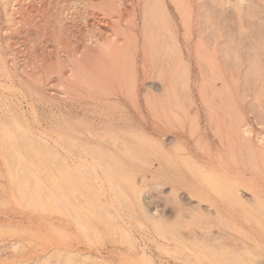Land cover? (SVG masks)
<instances>
[{
	"label": "bare ground",
	"instance_id": "6f19581e",
	"mask_svg": "<svg viewBox=\"0 0 264 264\" xmlns=\"http://www.w3.org/2000/svg\"><path fill=\"white\" fill-rule=\"evenodd\" d=\"M142 1L143 0H0V24L4 23L0 28V144H1L0 145V151H1L2 157L5 161H8V159H9L10 162H11V160H14L15 162L16 161L27 162L26 160L32 161L34 159H43V158L46 159V157H48V159H51V157H53L56 154L55 150L61 151L60 153H62V155L64 156V158L66 160H70L73 162L74 161L83 162L79 165H77L78 163L76 164L74 162L77 166H75L73 172H75V174L77 173V175L79 176V181L81 183H83V182L85 183V185H84L85 187L84 186L83 187L86 190L89 189V192L91 191L90 188L94 187V185L92 183H90V178L96 176V178L100 179V176H101L100 173L102 171L101 170L102 168L100 167L101 160H106V164L107 163L111 164L110 165L111 167L107 166V168L109 169V170L108 169L107 170L111 171L112 173L114 172V170H115V172H117L119 170V171H122V173H123V171H129V170L133 169L134 166L139 165L140 163H143V161L147 162L146 161L148 159L147 154H149V153H147V151H145L143 149V145L148 146V144H149L148 141L152 142V140H151L152 137H150V139L148 138L146 140V142H143V140H145L147 138V136L144 135L146 137V138L144 137L145 138L144 139L143 135L141 136V132L143 131V129L140 128L139 126L137 127V125L135 126L132 122H134L133 121L134 116L136 114L142 112V110L147 109V111H151L152 113L155 112V113H153L155 115L157 113V111L159 112L158 108H160V107H158L159 105L154 104L155 99H154L153 95L150 94V92H151L150 90L146 89V91H145L144 95L147 94V97H145L142 94V89H143V86L145 84L146 78L149 75V72L151 71V66L153 67V65L151 64L152 60L150 59V55H149L150 52L153 50L151 48L152 47L151 44H153V42L151 43V38H150V40L148 39L149 34H147L148 35L147 36L146 33H144V29L147 27H145L143 29V26H142L143 22H141L143 20L140 21V14L142 12V6L144 5V4H141ZM167 1L174 6L175 15H176V18H175L174 15H171L170 13H168V10L166 13L165 8L163 9L164 11L162 10L163 12L161 14V16L165 14V19L167 21L164 25H167V23L169 24V25H167L168 26L167 29L171 30V33L173 34L172 37L174 38V41L177 43L176 48L178 49L177 52H178L179 58L176 62V66H173V67H174V69L176 67L175 70H178L181 66H183L180 69L183 68L185 74L183 73V69H182V71H180V69H179L180 72L179 71L178 72L183 73L185 75V79L183 80L182 78H184V77H183V74H181L182 75L181 79L183 80L182 85L185 88V94L184 95H186V93L187 94L190 93V91L189 92H187L188 90L186 91V88L187 89L190 88V87L189 88L187 87V85H189V83H190V85L192 86L191 89H192V92H194L193 93L194 95L192 97H190L191 96V93H190L189 97H190V99L192 98V103L195 104L197 106V108H196V111L194 112V115L191 114V116L193 118L189 117V121H187L188 120L187 118L184 119L185 120L184 122L186 123L185 127L183 126L184 129L181 131L179 130V132L176 130L177 133H175V134L172 133L175 136V145L177 146L176 149L181 155V156L179 155L181 158H178V160L179 161L182 160L183 165H184V166L183 165L182 166L184 168H181L182 166L178 168L177 163L172 162L173 160L170 161V160H166L164 158L160 159L158 157L159 158L158 160L159 161L161 160V162H160L161 164L159 163V167L156 169H152V167H151V169H149L150 167L146 168L147 166H145L146 171H151V173H153V179H155V181H156L155 185L157 187H162L166 183L169 182L172 184V189L175 192L178 189H180L181 187L185 188L189 192L190 196L197 197L199 199L197 201L199 204L197 207H201V205L203 203H207L208 206H210L209 208L214 209L215 211L214 210L213 211L215 212V214L213 212L212 215H215L214 216L215 218L212 217L214 220H212V218H211L210 227L214 223V221L220 222L219 223V225H220V224H222V222H225L227 219L230 218V217H228V212H225V210H223V208H228V207L238 208V209H240L239 212L246 210L245 212H247V211L249 212L248 217H250V219H252L253 215H254V218H257V219H258V216H260L259 217L260 222L256 220L258 223V226H256L257 232L254 231L255 232V234H254V232L252 230V232H253V233L251 232L252 236L248 237L249 239L251 238V241L255 242L256 245H253L252 242L250 241L251 245H253L255 248H252V247L249 248L250 243L247 241L248 239H246V240L241 239V237H245V236L240 235L241 236L240 237V236H238L239 234H236V236H238V237L233 236V235L230 237H227L225 235L226 238H224L223 236H220V238H219L220 242H217L218 244H214V243L211 244L207 240H205V241H207L208 244H205L203 242L201 244L198 243V245L200 244V246H202V247L200 249L197 248L198 250L197 249L195 250V248H194L195 251L198 252L199 250L203 249L205 246L226 247V246H230V245L239 246L240 244L241 245L243 244L242 246L246 245V247H248V249H251V248L254 249L255 250L254 253L256 254V257H257V255L258 256L263 255L264 252H262V250L264 249V212H263L264 211V101H262L259 98L260 95H255L256 97L255 98L253 97L254 101H252V102L255 105L254 107H258V108H260V110L257 108H255V110L249 109L250 110L249 111L250 114H249L248 111H246V109H245L247 106H245V108H244V99L242 98L243 96L242 97L240 96V95H242V93L241 94L239 93L236 81L233 77V74L230 73V69L228 68V65L226 67V65L219 58L216 48L214 46L211 47L212 44L211 45L209 44L210 42H208V41L211 38H209V40L207 41V38H205L204 33L200 29L203 26V25L202 26L200 25V22H201L200 18H201V13H202L201 8L203 5H205L204 1L203 0H167ZM209 1L207 0V2H209ZM216 1L217 0H215V2ZM223 1L224 0H222V2ZM225 1L226 2H224V3H228L229 5L234 3L235 6H236V3L238 2L240 5V9H238V10H241L242 5L247 4V3L251 4V2H254V3L255 2L256 3L261 2L262 7L260 5H257V6H259L258 8H260V7L264 8V0H225ZM151 2H152V0H151ZM157 2H159V1L157 0ZM220 2H218V3H220ZM146 3H147V0H146ZM148 3H150V2H148ZM218 3H217V5H218ZM238 3H237V5H238ZM210 5H212V3ZM229 5H227V6H229ZM158 6H159V4H158ZM244 7H245V5H244ZM143 8H144V6H143ZM146 8L148 9V6ZM206 8H207V10H209V9L211 10V8H209L207 6H206ZM206 8H204L203 10H205ZM236 8H237V6H236ZM143 10L145 11V14L149 12V11L146 12L147 10H145V8ZM149 10H152V9H149ZM250 10H252V9H250ZM153 12H155V11L153 10ZM209 12H211V11H209ZM252 12H254V11L252 10ZM146 15H145V17H141V18H143V19L146 18L147 17ZM153 15H151V17ZM155 16H157L156 13H155ZM155 16L152 17V20L154 19L152 22H154L155 19H157V17L155 18ZM236 16H238L237 10H236ZM253 16H255V15H253ZM165 19L163 18V20H165ZM204 19H206V18H204ZM147 20H148V18L146 20L144 19V21H147ZM150 21H151V19H150ZM148 22H146V23L148 24ZM160 22H162V21H160ZM146 23H145V25H147ZM212 23H214V22H212ZM154 24H155V22H154ZM157 24H158V22H157ZM203 24H205V23H203ZM212 25H214V24H212ZM213 27L211 26V28H213ZM258 28H259V26H258ZM149 29H151V28L149 27ZM181 29L183 32H182V35L180 37ZM261 29L263 30L262 27H261ZM151 30H154V28ZM207 30L209 31V29H207ZM262 30H261V32H263ZM233 31H234V29H233ZM153 36H151V37H153ZM165 36H167V35H165ZM207 36H209L208 33L206 34V37ZM226 36H227V34H226ZM164 37H163V39H164ZM210 37H211V35H210ZM261 37L263 38V36H261ZM173 38H172V41H173ZM163 39H161V40H163ZM257 39H258V36H257ZM259 39H261V38H259ZM165 41H167V40H165ZM172 41H171V43H172ZM175 42H174V44H175ZM178 42H179L180 46H178ZM233 42H234V40H233ZM243 42H245V41H243ZM212 43H215V42H212ZM172 44H167L168 46L171 45L170 47H168L169 49L172 48V46H173ZM157 45L159 46V44H157ZM225 45H223V47H226ZM246 48H245V50H246ZM256 51H258V50H256ZM234 52H236V51H234ZM247 53L251 54L250 52H247ZM222 55H223V52H222ZM226 55L228 56V53ZM234 55H235V53H233L232 56L234 57ZM255 56H256V54H255ZM249 58H251V57L249 56ZM224 59H226V58L224 57ZM260 59H261L262 63L264 64V54L261 56ZM222 60H223V58H222ZM231 60H232V58H231ZM245 60H247V59H245ZM169 61H171V58ZM223 61H225V60H223ZM234 61L235 60H233V62ZM160 63L161 62H159V66L163 65L164 62H162L161 65H160ZM169 63H171V62H169ZM225 63H227V62H225ZM255 64H257V62ZM202 65H205V66L202 67ZM238 65H240V64L238 63ZM238 65L236 67H238ZM171 66L172 65H170V68H171ZM199 66H201L202 68L206 67V73L208 70L210 77H208L209 76L208 73H207L208 76H204V73H203V71H201ZM246 66H247V63L245 65V67ZM195 67H198L199 69L195 68ZM232 67H233L232 69L234 70L235 69L234 65ZM249 67H251V66H249ZM259 67H261V66H259ZM258 68L255 70V72H257ZM156 69L158 70L159 68H156ZM196 69L200 70V72L196 71ZM246 69H248V68H246ZM160 70H158L157 72H159ZM251 71H253V70H251ZM171 72H172V70L170 71V75H171ZM255 72L250 73V74H254V76H255L256 75ZM154 73H155V71H154ZM173 73H175V71ZM173 73H172V75H173ZM179 73H176V74H179ZM259 73H258V75H259ZM247 75H248V72H247ZM259 76H261V75H259ZM176 77H179V76H176ZM242 77H245V76L242 75ZM207 78H209V80ZM174 79L175 78H173V82H175L177 78L175 79V81H174ZM182 80H180V81H182ZM252 80H253V78H252ZM255 80L258 81V79H255ZM262 80L264 81V79H262ZM257 81H255V82H257ZM246 84H248V83H246ZM243 85H242V87L244 88ZM166 86H167V83H166ZM262 86H264V84ZM164 87H165V84H164ZM206 87L208 89L210 88L213 90V93H212L213 96L210 93L211 96L209 97V94H207L208 91L206 92ZM242 87H241V89H242ZM259 87H260V85H259ZM255 88H258V87H255ZM262 88H264V87H262ZM165 89H166V87H165ZM177 89H178V87H177ZM180 89L183 90L182 88H180ZM258 89H260V88H258ZM167 90H168V87H167ZM169 90H171V89H169ZM212 90H211V92H212ZM245 90H247V89H245ZM171 91H173V90H171ZM171 91H170L171 94L174 93ZM164 92L169 94V92H167V91H164ZM261 92L263 93L264 91L261 90ZM195 93H199L200 100L195 95ZM244 93H245V91H244ZM222 94H224V95H222ZM248 94L250 95V92L247 93V95ZM151 95L153 98L150 97ZM263 95H261V96H263ZM143 96L145 97V99L146 98L152 99V100L148 99L149 100L148 103H150V104H148V106L145 108L142 104V99H144V98H142ZM174 97H175V95H174ZM220 97H222V98H220ZM223 97L225 98V101H224ZM245 99H246V97H245ZM55 101H57L58 104H57V102L55 103ZM150 101H152V102H150ZM190 102H191V100H190ZM218 102H220V104L222 106L221 109L224 108L223 106L225 103L226 108H227L226 113H225V109L222 110V112L224 111L223 114L221 111L218 110V106H217ZM62 103L64 104V107L59 108L60 112H59V114H57V115L62 116V118L58 119V121L52 120V121H50V124L47 125L48 122L43 121L44 119L39 112L40 109L44 108L46 105L50 108H56V105L58 107H60V104H62ZM175 103L177 105V102H175ZM67 115H68V117H67ZM70 115L71 116H73V115H75V116L81 115L82 116L83 115V117L79 118L76 121H73L72 118L70 117ZM88 117L89 118L93 117V118L87 119ZM85 119H87V120H85ZM166 122H167V120H166ZM155 129L156 128L153 129L151 127V130H155ZM158 129H157V131H158ZM160 130H161V128L159 129V131ZM162 131L164 132L165 130L163 129L160 132H162ZM155 132H156V130H155ZM155 132L152 131L153 134ZM160 132L158 134L162 135V133H160ZM19 133H22V135L20 136ZM152 133L149 132L150 135ZM146 134H148V133H146ZM164 134H165V132L163 133V135ZM153 138H154V135H153ZM158 138L160 139L161 136L155 138L156 142H157L156 145H157V147H159V145H160L161 149L159 147L158 150L162 151V148L166 147L167 144H165L166 141H164L163 138H161V140H159ZM155 139H153V141ZM34 143L38 144V147L40 148V150L44 149V151L45 150H47V151L44 152L42 150L43 151L42 154H36V153L31 154V152H30V154H28V152L26 151L25 152L26 154H25L23 152V150H21V148H20L21 146H24L23 144H26L27 147L30 144V147H31L32 145H35ZM34 147L35 146H33V149L36 148V147L35 148ZM24 148L26 150L25 146H24ZM102 148L105 149V151L104 150L101 151ZM51 149H55V150L53 151ZM30 150H32V149H30ZM35 150H37V148ZM49 151H51V152H49ZM103 151L106 152V154ZM163 151H165V148L163 149ZM166 153L168 154L167 155L168 157H170V155L172 154L171 151L165 152V154ZM175 155H176V153H175ZM167 156H165V158H167ZM59 157H60V155H59ZM176 157H178V156H176ZM61 158H60V160H61ZM3 159H1V160H3ZM41 162H43V161H40V163L38 161L39 164H41ZM45 162H47V161L45 160ZM18 163H20V162H18ZM147 164H149V162H147ZM60 166H62V165L60 164ZM148 166H150V165H148ZM42 167H43V165H42ZM68 168H69V166H68ZM104 168L106 169V167H104ZM104 168H103V172L107 171V170H104ZM12 169H13V167H12ZM27 170H29V168ZM24 171H23V173H24ZM44 172H47V171H44ZM23 173H22V176L25 177L26 179H28V177L25 176L26 174L23 175ZM71 173H72V171H71ZM71 173H70V175H71ZM104 173L107 174L106 172H104ZM91 174L94 176H91ZM17 175H18V172H17ZM49 175H51V174H49ZM116 176H117V174H116ZM19 177L20 176H18V179H19ZM23 177H21V178H23ZM13 178H15V177H13ZM52 178H53V176H52ZM107 178H108V176H107ZM111 178H113V177H111ZM120 178H123V177H120ZM128 178H129V176H128ZM18 179L16 180V183H15V179H14L15 184L14 183H10V184H13L15 186V189H16V185H18L17 186V187H19L18 190L20 189L19 191H21L20 192L21 198H19L20 200L23 198L24 200L28 201V200L36 199L35 197H38L37 199H39V195L37 196L35 194L36 196L34 195L35 196L34 197L32 193L30 194V191L27 193V191L25 189L26 186L24 185V183L18 182ZM35 179H37V178H35ZM64 180H66V179H64ZM73 181L74 180L72 179L70 182H73ZM129 181H131V180L129 179ZM17 182H18V184H17ZM50 182L53 183L52 181H50ZM106 183L108 184V182H106ZM124 183H125V181H124ZM126 183H128V181ZM67 184H68V182H67ZM103 184L104 183H102V185ZM7 185H9V184H7ZM109 185H110V182H109ZM111 185H112V183H111ZM14 186H13V188H14ZM103 186L100 185V188L98 187L99 188L98 191L101 190V192H102L101 195L105 194V196L107 197L106 201L102 200L103 202H100V204L102 203L101 209H102L103 213H109L110 219L113 217V220H114V218L117 217L119 220L120 219L124 220L125 219V216H124L125 213L123 211V205L124 206H126V205H125V201H124L123 197H121L122 194L120 195V193H122V192L119 193L120 190L117 191L114 188H112L111 191H109L110 190V188H109V190H108L110 193L109 194L104 189ZM131 186L132 185H130V189H131ZM116 187H118V186H116ZM11 188L12 187H10V189ZM78 188H80V187L78 186ZM127 189H129V188H127ZM27 190H29V189H27ZM103 190H105V192H107V194L103 193L104 192ZM137 192H139V191H137ZM15 193L18 194L17 191ZM94 193L95 192L93 190L92 194H94ZM16 194H14L15 195L14 197H16ZM95 194L97 195V192ZM2 196H3V194H2ZM42 196H44V195H42ZM99 196H100V194H99ZM18 197H20V196H18ZM44 197H47V196L45 195ZM0 199L3 200V198H0ZM48 199H50V198L48 197ZM54 200H56V199H54ZM62 200L64 201V199H62ZM92 201L94 202L95 200H92ZM33 202H34V200H33ZM11 205H12V203H11ZM26 206H27V204H26ZM47 206L50 207L49 204ZM92 206H93V204H92ZM6 207H8V206H6ZM31 207L33 208V206H31ZM36 207H37V205H36ZM39 207H40V205H39ZM80 208H81V206H80ZM87 208H89V207H87ZM209 208L207 207V209H209ZM58 210H59V208H58ZM74 210H75V208H74ZM81 210H84V209L82 208ZM43 211H44V208H43ZM210 211H206V212H204V214H206V215L209 214V216H210L211 215L210 213L212 212V211L211 212ZM259 211H261V213ZM230 212H232V211H230ZM254 212H257L258 214L256 213V215H255ZM78 213H81V212H78ZM82 213H84V212H82ZM86 214H87V211H86ZM110 214L112 215V217H110ZM201 214L202 213H200V215ZM204 214H202L203 218H201V219L203 220L204 218H206V219L210 220V217H207L208 215L204 216ZM235 214H237V213L235 212ZM65 215L67 216L66 213H65ZM202 215H201V217H202ZM233 215H234V213L229 215V216H233ZM41 217H43V216H41ZM238 217L241 218V216H238ZM74 218H76V217H74ZM150 218H152V217L150 216ZM206 219H205V221H207ZM234 219H235V217H234ZM66 220L68 221V219H66ZM230 220H231V218H230ZM100 221H101V219H100ZM159 221H161V219ZM83 222H85V221H83ZM207 222L209 223V221H207ZM237 222H236V224H237ZM181 223H183V222H181ZM208 223H207V225H209ZM158 224H157V226H158ZM229 224H231V223H229ZM239 224H241V223H239ZM239 224L237 226L238 228L242 226V224H241V226H239ZM89 225H91V224H89ZM160 225H163V224H160ZM167 225H168V222H167ZM227 225H228V222H227ZM255 225H257V224H255ZM85 226L87 227L86 224H85ZM157 226H154V227H157ZM204 226L206 228V225H204ZM232 226H234V225L232 224ZM122 227H120L119 231L120 232L123 231L124 233L121 232L123 234V236L126 235L129 238V235H128L129 231H127V229L126 230L124 229L125 226L123 228ZM207 227H209V226H207ZM220 227H221V225H220ZM234 227H236V226H234ZM89 228H90V226H89ZM159 228L162 231V227L159 226ZM163 228H165V227H163ZM182 228H183V226H182ZM244 228H246V227H244ZM261 228H262V230H261ZM198 229H200V230L202 229V231L206 230L203 228V226H198V227H193L191 229V232L193 234L196 232L199 233ZM225 229H226V227H225ZM75 230H77V229H75ZM164 230H166V228ZM227 230L229 231V229H227ZM233 230H236V229L233 228ZM161 231L159 233L162 234ZM6 232H7V230H6ZM175 232H177V231H175ZM238 232H240V231L238 230ZM73 233H75V232H73ZM77 233H78V231H77ZM117 233H118V230H117ZM171 233H173V232H171ZM201 233L202 232H200L199 234H201ZM161 234H160V236H162L161 240L165 239L168 243L178 241L177 240L178 236H176L175 233H173L174 236L173 235L169 236L168 234L166 235L164 233H163L164 235L163 234L161 235ZM227 234H228V232H227ZM130 235H131V233H130ZM205 235H207V234H205ZM183 237H182V239H183ZM221 237H223L225 240H223V239L221 240ZM246 238H247V236H246ZM242 240H243V242H242ZM86 242L87 241H85L84 243H86ZM197 242H196V244H197ZM194 243L195 242H193V245H194ZM241 245L239 247H241ZM167 246H170V244L169 245L167 244ZM233 246H231V247L233 248ZM111 247H113V246H111ZM184 247H187V246L185 245ZM193 247H195V246H193ZM193 247H192V249H193ZM178 248L179 247H177V249L175 248V250L177 251ZM206 248L207 247L204 248V251ZM260 248H262L261 251H260ZM213 249H215V248H213ZM175 250H174V252L176 253ZM187 250H185V251H187ZM201 252H203V251L201 250ZM201 252H198L199 254L196 257L197 259H195L194 261L197 260V262H199L198 259H200V260L206 259V258H204V254L202 255ZM209 252H211V251L208 250L207 253H209ZM212 252H214V251H212ZM190 253H192V251H190ZM190 253H189V255H191ZM200 253L204 259L202 257H200L201 256ZM214 253H216V251ZM209 254L212 256L211 257H210V255L207 256L208 260H207V262L205 261V264H217L218 262H220L222 260L224 263V258L222 259V255L224 253L220 254L221 257H218L219 252H218V255H216V254L213 255V253H209ZM252 254L248 255V256L251 257ZM75 255H76V253H75ZM69 256H70V254H69ZM123 256H124V254H123ZM231 256L227 257L224 254L223 257L229 258L230 260L234 259L235 261H237L238 264L239 263L244 264V262L241 259H240L241 260L240 262H239V260H237L239 258V256L237 257V254H236L237 259L235 258V256H232L233 258ZM120 257H121V255H120ZM142 257L147 258L146 260H148L149 262H151V260H152L145 255H142ZM191 257H194V256H191ZM191 257L186 256V259L191 258ZM123 258H122V260H123ZM251 258L253 259V257H251ZM83 259H85V258H83ZM143 260H144L143 262H146L145 259H143ZM110 262H112V261H110ZM149 262H148V264H150ZM200 262L202 263V261H200ZM203 263H204V261H203ZM230 263L231 262L225 261L224 264H230ZM129 264H130V262H129ZM144 264H146V263H144ZM233 264H235V263H233Z\"/></svg>",
	"mask_w": 264,
	"mask_h": 264
},
{
	"label": "rangeland",
	"instance_id": "374dc122",
	"mask_svg": "<svg viewBox=\"0 0 264 264\" xmlns=\"http://www.w3.org/2000/svg\"><path fill=\"white\" fill-rule=\"evenodd\" d=\"M153 1L154 0H152V2H151V0H147V3L150 2V3L147 4L146 3V0H143L142 3H141V4H144L143 6H144L145 10H147L146 12H148V11L149 12L146 13L147 14L146 15L145 14V11L143 10L144 8L142 6V12L140 14V21L143 20V21H141V22L144 23V24L142 23L143 29L145 27H147V28L144 29V33H146V35L149 34L148 39L150 40V38H151V43L153 42V44H151V46H152L151 48L153 50L149 54L150 55V59L152 60L151 61L152 62L151 64L153 65V67L151 66V71L149 72V75L146 78L145 84H144L143 89H142V94L143 95L145 94L146 89L147 90H150L151 91V92L149 91L150 94H152L153 97H154V99H155L154 104L159 105L158 107H160V108L157 107L158 110H159V112L157 111V113L155 115L153 114L155 112L152 113L151 111H147V109L146 110H142V112H140V113H138V114H136L134 116V120L133 121L135 123L132 122L135 126L137 125V127L139 126L140 128L143 129L144 132L143 131L141 132V136L143 135V138L145 136H147V138L145 137L146 139L144 138L145 140H143V142H146V140L148 138L150 139V137H152V139H151L152 142H149L148 141V143H149L148 146H146V145L144 146L143 145V149L145 151H147V153H149V154H147L148 159L146 160L147 162H149V164H147V162L143 161V163H140L139 165L134 166L133 169H131L129 171H123V173H122V171H119V170L117 171L116 170L117 172H115V170H114L115 173L114 172L112 173L111 171H108L109 169L107 168V166L108 167H111L110 166L111 164H109V163L106 164V160H101V165H100V167L102 168L101 169L102 171L100 173L101 176H100V179H98V178H96V176H94V175L91 174V176H94V177H91L90 178V183H92L94 185V187H91L90 188V190H91L90 191L91 193H90L89 192V189L86 190L84 188L85 187L84 186L85 183L83 182L84 183L83 184V183H81L79 181V176L77 175V173L75 174V172H73L75 166H77V165H79V164H81L83 162L74 161L76 164L78 163L76 165L73 161L66 160L64 158V156L62 155V153H60L61 151H58V150H55V149H51L53 151L55 150V153L57 154L56 155L54 153L55 155L53 157H51V159H48V157H46V159L45 158H43V159H34L35 161L34 160H32V161L31 160H26L27 162L24 161L25 163L23 161H16L15 162L14 160H11V162H10L9 159H8L9 162L8 161H5L3 159L2 154H1V151H0V154H1L0 155V195H1L0 198H3V200L0 199V203H1L0 204V264H60V263L61 264H67V263L68 264H85V263L86 264H89V263L90 264H123L125 261L126 262L124 264H129V262H130V264H132V263L133 264H142V263L143 264L144 263L148 264L149 261L146 260L147 258L142 257V255H145L148 258L152 259L151 262H149L150 264H154V263L155 264H161V263L162 264H181V263L182 264H185V263L186 264H205V261L207 262V260H208L207 256L210 255L209 253H213V255L214 254L218 255V252H219L218 257H221L220 254H222V253H224L227 257L228 256H231V255L232 256H235L236 259L239 256V258L237 260H239V262L242 260L244 262V264H250V263L251 264H264V254L263 255H259V256L257 255V257H256V254L254 253L255 250L252 249V248H255L253 245H256V244H255V242L251 241V238L250 239L248 238L249 236H252V233L254 231L257 232L256 231V226H258L257 221L260 222V218H259L260 216H258V219H257V218H254V215H253L252 216V219L253 220H252V219H250V217H248L249 212L248 211L245 212L246 210L245 211L243 210L244 212L243 211L242 212H239L240 209H238V208H233V207L232 208L231 207L223 208L222 207L223 210H225V212H228V217H230L231 220L229 218L225 222H222V224H220L221 227L219 225L220 222L214 221V223L210 227L211 218L212 217L215 218L214 217L215 215H212L213 212L215 211L214 209L209 208L210 206H208L207 203H203L201 205V207H197L199 205L198 202H197L199 199L197 197L190 196L189 195V192L185 188H182V187L180 188L179 187L180 189L177 190L178 192L177 191L175 192L172 189V184L169 183V182L166 183L162 187H157L155 185L156 184V181H155V179H153V173H151V171H146V168H149V167H150L149 169H151V167H152V169L158 168L159 167V163L161 162V160L160 161L158 160L159 158L160 159H163L164 158V159L170 160V161L173 160L172 162L173 163H177V167L178 168L183 165L182 160L181 161L178 160V158H181L180 157L181 155H180V153L176 149L177 146L175 145V136H174V134L177 133V131L179 132V130L181 131V130L184 129L185 124H186L184 122L185 121L184 119L187 118L188 119L187 121H189V117L190 118L192 117L191 114L194 115V112L196 111V108H197V106L192 103V98L190 99V97H192L194 95L193 94L194 92H192V89H191L192 86L190 85V83H189V85H187L188 88L190 87L189 88L190 90L186 88V91L187 90H188L187 92L190 91L191 96H190V93L189 94L186 93V95H184L185 94V88L182 85V82L185 79L184 69L182 68L184 74L183 73H179L180 71H182V69H180V68L183 67V66H181V67L179 66L180 67L179 68L180 71H179V69L178 70H175L176 67H175V69L173 67V66H176V62H177V60L179 58L178 57V52H177L178 49L176 48L177 43L174 41V38L172 37L173 34L171 33V30H168L167 29V27H168L167 25H169V24L167 23V25H164L166 23V21H167L165 19V14L161 16L162 12L164 11L163 9L165 8V10H166L165 12L166 13H167V10H168V13H170L171 15H174V17L176 18L174 6L171 3H169L167 0H162V1L161 0H158L159 2H157V0H155L154 2ZM203 1H204L205 5H203L204 7L202 6V8H201L202 13H201V18H200V20L202 22V23L200 22V25L201 26L203 25V26L201 27L199 25L201 27L200 29L204 33L205 38H207V41L209 40V38H211L208 41V42H210L209 44L210 45L212 44L211 47L214 46L216 48L219 58L226 65V67L228 65V68L230 69V73L233 74V77H234V79L236 81V84H237L239 93L240 94L242 93V95H240V96L241 97L243 96L242 98L244 99V108H245V106H247L245 108L246 111H248V113H249L250 110H252V109L255 110V108H257V109L260 110V108L254 107L255 105L253 104L252 101H254L253 99L256 97L255 95H260L261 96V95L264 94V92L263 93L261 92V90L264 91L263 90L264 88H262V87H264V86H262L264 84V81L262 80V79H264V70H263L264 69V64L262 63V61L260 59L261 56L264 54V47H263L264 46V43H263L264 42V40H263L264 39V24H263L264 23V8H261L262 7L261 6L262 5L261 2H258V3L251 2V4L253 3L252 5L250 3L244 4L246 8L244 7V5H242L241 10H238V9H240V5H239L238 2H237L238 5L235 2L236 3V6H237V8H236V6H235L234 3H233L234 5L233 4H230L229 5L228 3H224V2H226L225 0L223 2H222V0H217L216 2H215V0H213V1L212 0H210V1L208 0L209 2H207V0H203ZM218 2H220V3H218ZM211 3H212V5H210ZM217 3H218V5H217ZM158 4H159V6H158ZM227 5H229V6H227ZM257 5H260L261 7L258 8L259 6H257ZM147 6H148V9L146 8ZM206 6L209 7V8H211V10L210 9L207 10ZM204 8H206V9L203 10ZM149 9H152V10H149ZM250 9H252L254 12H252V10H250ZM153 10L155 12H153ZM236 10H237V15L238 16H236ZM209 11H211V12H209ZM155 13L157 14V16H155ZM145 15L147 17L144 18V19L146 20L148 18L147 21H144V19L141 18V17H145ZM151 15L155 16V18L157 17V19H155V21H154L155 24H154V22H152L154 19L152 20V17L153 16L151 17ZM253 15H255V16H253ZM162 17L165 20H163ZM149 18L151 19V21H150ZM204 18H206V19H204ZM160 21H162V22L164 21V22L162 23ZM146 22H148V24ZM157 22H158V24H157ZM212 22H214V23H212ZM145 23L147 25H145ZM203 23H205V24H203ZM3 24L4 23L0 24V28H1V26ZM212 24H214L215 26L212 25ZM148 26L151 29L154 28V30L149 29ZM211 26L212 27L214 26L215 28L214 27L211 28ZM258 26H259V28H258ZM261 27L263 28V30L261 29ZM207 29H209V31ZM233 29H234V31H233ZM261 30L263 32H261ZM182 32L183 31L181 29L180 37L182 35ZM207 33L209 34V36L206 37V34ZM226 34H227V36H226ZM165 35H167V36H165ZM210 35H211V37H210ZM151 36H153V37H151ZM170 36L173 38V41L175 42V44L172 41V38ZM257 36H258V39H257ZM261 36H263V38ZM163 37H164V39H163ZM259 38H261L262 40L259 39ZM161 39H163V40H161ZM165 40H167V41H165ZM233 40H234V42H233ZM171 41H172L173 44L171 43ZM211 41L212 42H215V43H212ZM243 41H245V42H243ZM157 44H159V46ZM167 44H172L173 45L172 48L169 49L168 47H170L171 45L168 46ZM222 44L223 45L226 44L225 45L226 47H223ZM242 45L243 46L245 45V46L243 47ZM178 46H180L179 42H178ZM218 46L219 47L221 46V47L219 48ZM245 48H246V50H245ZM256 50H258V51H256ZM221 51L223 52V55H222V52ZM234 51H236V52H234ZM247 52H250L251 54H249ZM227 53H228V56L226 55ZM233 53H235V55H236V56L234 55L235 58L232 56ZM255 54H256V56H255ZM249 56L251 58H249ZM224 57L226 59H224ZM170 58H171V61H169ZM222 58L225 61H223ZM231 58H232V60H231ZM245 59H247V60H245ZM233 60H235V61L233 62ZM255 61L257 62V64H255L256 63ZM159 62H161L160 65L162 64V62H164V63H163V65L159 66ZM167 62L168 63L171 62V63L168 64ZM225 62H227V63H225ZM238 63L240 65H238ZM246 63H247V66L245 67ZM170 65H172L171 68H170ZM233 65H234V68H235L234 70L232 69L233 68L232 67ZM237 65H238V67H236ZM204 66L205 65H202V67H204ZM249 66H251V67H249ZM259 66H261V67H259ZM199 67H200L201 71H203L204 76H208L207 73L209 74V72L207 70V73H206V67L205 68H202L201 66H199ZM156 68H159L158 70H160V69L161 70L159 72H157L158 70ZM195 68H198V67H195ZM246 68H248L249 70L246 69ZM257 68H258V70H257V72H255V70ZM198 69H196V71H199L200 72V70H198ZM171 70H172V72H171V75H170V71ZM173 70L175 71V73H173L174 72ZM251 70H253V71H251ZM154 71H155V73H154ZM246 71L248 72V75H247V72ZM254 72L256 73L255 76H254V74H250V73H254ZM172 73H173V75H172ZM176 73H179V74H176ZM258 73L261 76H259ZM181 74H183V77L184 78H182V75ZM242 75L245 76V77H242ZM176 76H179V77H176ZM208 77H210V74H209ZM173 78H175V79L177 78L176 81L174 79L175 82H173ZM252 78H253V80H252ZM207 79L209 80V78H207ZM255 79H258V81L255 80ZM180 80H182V81H180ZM255 81H257V82H255ZM166 83H167V86H166ZM246 83H248V84H246ZM164 84H165L166 89L164 87ZM242 85L244 86V88L242 87ZM259 85H260V87H259ZM167 87H168V90H167ZM177 87H178V89H177ZM241 87H242L243 90L241 89ZM255 87H258L260 89L255 88ZM180 88H182L184 91L181 90ZM169 89H171L173 91H171ZM245 89H247L248 91L245 90ZM211 90L212 89H210V88L208 89L206 87V92L208 91L207 94H209V97L211 95L213 96V94H212L213 93V90H212V92H211ZM164 91L169 92V94L166 93V92H164ZM170 91L171 92H174V93H172L173 95L170 93ZM244 91H245V93H244ZM249 92H250V95L251 96L249 94L247 95V93H249ZM210 93H211V95H210ZM152 95L150 96L151 98H153ZM174 95H175V97H174ZM195 95L200 100L199 93H195ZM222 95H224V94H222ZM144 96L147 97V94L144 95ZM144 96L142 97V98H144V99H142V104H143V106L145 108V107L148 106V104H150V103H148L149 100H152V99H149V98H148L149 100L147 98L145 99ZM260 96H259V98L262 101H264V95L261 96V97ZM245 97H246V99H245ZM220 98H222V97H220ZM190 100H191V102H190ZM224 101H225V98H224ZM56 102L57 101H55V103ZM150 102H152V101H150ZM175 102H177V105L178 106L176 105ZM57 104H58V102H57ZM217 106H218V110L219 111L222 112V110L225 109V113H226L227 108H226L225 103H224V106H223L224 108L223 109H221L222 106H221L220 102H218ZM63 107H64V104L63 103L60 104V107H58L56 105V108H50V107H48L46 105L44 108H41L39 112H40L41 116L44 119L43 121L48 122L47 125H49L50 124V121H52V120H54V121L57 120L58 121V119H61L62 118V116L57 115V114H59V112H60L59 108H63ZM223 112H222V114H223ZM67 117H68V115H67ZM70 117L72 118L73 121H76L79 118L83 117V115L82 116L81 115H76V116L75 115H73V116L70 115ZM91 118H93V117H91ZM91 118L88 117L87 119H91ZM87 119H85V120H87ZM166 120H167V122H166ZM151 127L153 129L156 128L155 129L156 132H155V130H151ZM159 127L161 128V130H163V129L165 130L164 131L165 132L164 135H163V133H164L163 131L162 132H160L161 130L159 131V129H160ZM157 129H158V131H157ZM152 131L155 132V133L153 134ZM149 132L152 133V134L150 135ZM159 132L162 133V135L161 134H158ZM146 133H148V134H146ZM172 133H174V134H172ZM19 134H20V136L22 135V133H19ZM153 135H154V138H153ZM159 136H161V138H163L164 141H166L165 144H167L166 147H163L162 148V151L160 150L161 152L158 150L159 147L161 149V146L159 145V147H157V145H156L157 142H156V139H155L156 137H159ZM161 138L160 139L158 138V139L161 140ZM153 139H155L154 141L156 143L153 141ZM34 144L35 145H32L31 146L32 148L30 147V144H29L28 147L26 146V144H23L26 147V150H25L24 146H21L20 148H21V150H23L24 153L27 151L28 154H30V152H31V154L32 153L33 154H35V153L36 154H42V152L44 151V149H42L43 150L42 151L38 147V144L37 143H34ZM33 146H35L37 148V150H35L36 149L35 147H34L35 149H33ZM164 148H165V151H163ZM30 149H32L34 152L32 150H30ZM102 150L105 151V149H103V148L101 149V151ZM46 151L47 150H45L44 152H46ZM168 151H171V153H172L170 155V157L167 156L168 155L167 153L165 154V152H168ZM49 152H51V151H49ZM104 153L106 154V152H104ZM175 153H176V155H175ZM58 154L60 155V157H59ZM163 154L165 156H167V158H165V156ZM176 156H178V157H176ZM60 158H61V160H60ZM1 159H3V160H1ZM44 159L47 162H45ZM38 161H39V163H40V161H43V162H41V164H39ZM18 162H20V163H18ZM60 164L62 166H60ZM42 165H43V167H42ZM148 165H150V166H148ZM68 166H69V168H68ZM145 166H147V167L145 168ZM183 166L181 168H184ZM12 167H13V169H12ZM27 167L29 168V170H27L28 169ZM104 167H106V169ZM103 168H104V170H107L108 169L107 171H104L108 175L103 172ZM23 171H24V173H23ZM44 171H47V172H44ZM71 171H72V173H71ZM17 172H18V175H17ZM22 173H23V175L26 174L25 176H27L28 179H26L25 177H23L22 176ZM70 173H71V175H70ZM49 174H51V175H49ZM116 174H117V176H116ZM18 176H20L19 179L21 177H23V178H21L19 180L18 179ZM52 176H53V178H52ZM107 176H108V178L110 180L107 178ZM128 176H129V178H128ZM13 177H15V178H13ZM111 177H113L114 179L111 178ZM120 177H123V178H120ZM35 178H37V179H35ZM14 179H15V183H16V180L17 179H18V182L24 183V185L26 186L25 189H26L27 193L30 191V194L32 193L33 196L35 194L37 196L39 195V199H37L38 197H35L36 196L35 195L34 197L37 200L36 199H32V200L26 201V200H24L22 198L21 199L22 201H21L19 199V198H21V195H20V192L21 191H19L20 189L18 190V188H19V187H17L18 185H16V189H15V186L13 184H10V183H14ZM64 179H66V180H64ZM72 179L74 181L73 182H70ZM129 179L131 181H129ZM50 181H52L53 183H51ZM66 181L68 182V184H67ZM124 181H125V183H124ZM127 181H128V183H126ZM18 182H17V184H18ZM106 182H108V184ZM109 182H110V185H109ZM102 183H104L103 184L104 186L102 185ZM111 183H112V185H111ZM7 184H9V185H7ZM12 185L14 186V188H13ZM100 185L103 186L104 189L108 193H109V191H111L112 188H114L117 191L120 190L119 193L122 192V193H120V195L122 194L121 197H123V199L125 201V205H126V206L123 205V211L125 213V215H124L125 216V219L124 220H121V219L119 220L116 217V218H114L115 221L117 220L115 222L113 220V217H112L111 214H110V217H112V218L110 219L109 218V213H103V211L101 209L102 208V203L100 204V202H103L102 200H105L106 201L107 200L106 199L107 197L105 196V194L101 195L102 194L101 190L98 191V189L100 188ZM130 185H132L131 186V189H130ZM78 186L80 188H78ZM116 186H118V187H116ZM10 187H12V188L10 189ZM109 188H110V190H109ZM127 188H129V189H127ZM27 189H29V190H27ZM92 189L94 190L95 193L97 192V195L95 193L92 194V192H93ZM15 190L18 192L19 195L15 193L16 192ZM105 190H103L104 191L103 193H106L107 194V192H105ZM137 191H139V192H137ZM2 194H3V196H2ZM14 194H16V197H14L15 196ZM99 194H100V196H99ZM42 195H44V196L46 195L47 197H44ZM18 196H20V197H18ZM48 197L50 199H48ZM54 199H56V200H54ZM62 199H64V201ZM33 200H34V202H33ZM92 200H95V201L93 202ZM11 203H12V205H11ZM26 204H27V206H26ZM35 204L37 205V207H36ZM48 204H49V206L51 208L47 206ZM92 204H93V206H92ZM39 205H40V207H39ZM79 205L81 206V208H80ZM6 206H8V207H6ZM31 206H33V208L35 210ZM87 207H89V208H87ZM207 207L212 212L209 209H207ZM43 208H44V211H43ZM58 208H59V210H58ZM74 208H75V210H74ZM82 208L84 210H81ZM85 210L87 211V214H86V211ZM206 211H210L211 212L210 214L212 216L211 215L209 216V214H207L208 216L206 214H204V212H206ZM230 211H232V212H230ZM234 211L237 214H235ZM78 212H81V213H78ZM82 212H84V213H82ZM259 212L261 213V211H259ZM65 213L67 214V216L65 215ZM200 213L204 214V216L210 217V220L204 218L203 219L204 221H203L201 219V218H203V215L201 214L202 215V217H201ZM233 213H234L233 216L235 217L236 220L234 219L233 216H229V215H231ZM256 213L257 212H254L255 215H256ZM214 214H215V212H214ZM41 216H43V217H41ZM150 216L152 218H150ZM238 216H241V218L238 217ZM74 217H76L77 219L74 218ZM213 218H212V220H214ZM66 219H68V221L70 223ZM100 219H101V221H100ZM158 219L159 220L161 219V221H159ZM205 219L207 221H209V223L207 221H205ZM254 220L255 221L257 220V221L255 222ZM83 221H85V222H83ZM167 222H168V225H167ZM181 222H183V223H181ZM227 222H228V225H227ZM236 222H237V224H236ZM207 223L209 225H207ZM229 223H231V224H229ZM239 223H241L242 226ZM85 224L87 225V227L85 226ZM89 224H91V225H89ZM157 224H158V226H157ZM160 224H163V225H160ZM232 224L234 226H236V227L239 224V226H241V227H239V228L237 227L236 228V227L232 226ZM255 224H257V225H255ZM204 225H206V228H205ZM89 226H90V228H89ZM122 226L123 227L125 226L124 229L125 230L127 229V231H129L128 232L129 233L128 234L129 235V238L126 235H125L126 237L123 236V234L121 233L123 231H121V232L119 231L120 230V227H122ZM154 226H157V227H154ZM159 226L162 227V231L159 228ZM182 226H183V228H182ZM198 226H203V228L206 229V230L205 231L204 230L202 231V229L201 230L198 229L199 233L200 232H202V233L199 234V233L196 232V233L193 234L191 232V229L193 227H198ZM207 226H209V227H207ZM243 226L246 227V228L248 227V228L246 229ZM163 227H165L167 231L164 230L165 228H163ZM225 227H226V229H225ZM233 228L236 229V230H233ZM75 229H77V230H75ZM227 229H229V231ZM6 230H7V232H6ZM117 230H118V233H117ZM238 230L240 232H238ZM252 230H253V232H252ZM261 230H262V228H261ZM72 231L75 232V233H73ZM77 231H78V233H77ZM160 231L162 232V234L163 233L166 234V235L168 234L169 236H171V235H173V233H175V235L178 236L177 237V240L178 241L177 242L168 243L165 239L164 240H161L162 239L161 238L162 236H160V234H161V233H159ZM175 231H177V232H175ZM171 232H173V233H171ZM227 232H228V234H227ZM255 232H254V234H255ZM130 233H131V235H130ZM205 234H207V235H205ZM236 234H239L238 236H240V235L241 236H245V237H241V236L240 237H241V239H245V240L248 239L247 241L250 243L249 244L250 245L249 248L250 247H252V248L251 249H248V247H246V245L245 246H242L243 244L242 245L240 244L241 247H239L240 245L239 246L230 245V246H226L227 248L226 247H218V246H216V247L215 246H205V247L208 248V249L207 248L205 249V251H206L205 252L204 251V248L205 247L203 246L204 248L201 249L203 252H201V250H199L198 252H201L202 255L204 254V258H206V259L205 260L198 259L199 262H197V260L194 261L195 259H197L196 257L199 254L195 250L197 248L200 249L202 247V246H200V244L202 242L205 243V244H208L207 243V241H208L211 244L212 243L218 244L217 242H220V239H219L220 236H223L224 238H226V236L227 237H230L232 235L233 236H236ZM238 236H236V237H238ZM246 236H247V238H246ZM182 237H183V239H182ZM223 237H221V240L222 239L225 240ZM84 240L87 241V242L84 243L85 242ZM205 240H207V241H205ZM250 241L252 242L253 245H251V242ZM193 242H195L194 245H193ZM196 242H197V244H196ZM242 242H243V240H242ZM166 243L168 245L170 244V246H167ZM198 243H200V244L198 245ZM185 245L187 247H184ZM111 246H113V247H111ZM193 246H195V247H193ZM231 246H233V248ZM174 247L176 249H177V247H179V248L176 251ZM192 247H193V249H192ZM194 248H195V250H194ZM213 248H215V249H213ZM184 249L185 250L188 249L187 251L189 253H190V251H192V253H190L191 255H189V253L187 251H185ZM174 250L176 251V253L174 252ZM208 250L211 251V252L207 253ZM261 250H262V248H260V251ZM212 251H214V252L216 251V253H214ZM262 252H264V249L262 250ZM75 253H76V255H75ZM122 253L124 254V256H123ZM201 253H200V255H201ZM69 254H70V256H69ZM224 254L222 255V259L224 258V263H225V261L226 262H231L230 264H233V263L236 264L237 263V261H235L234 259H231L232 260L231 261L229 258L223 257ZM236 254H237V257H236ZM251 254H252L251 257H253V259L248 256V255H251ZM120 255H121V257H120ZM202 255L200 257L203 258ZM186 256H188V257L194 256V257L188 258L189 259L188 260V259H186ZM211 256L212 255H210V257ZM83 258H85V259H83ZM122 258H123V260H122ZM143 259H145L146 262H143L144 261ZM110 261H112V262H110ZM200 261H202V263ZM203 261H204V263H203ZM220 262H218V263L219 264H224L223 263V260L220 261ZM239 264H242V263H239Z\"/></svg>",
	"mask_w": 264,
	"mask_h": 264
}]
</instances>
